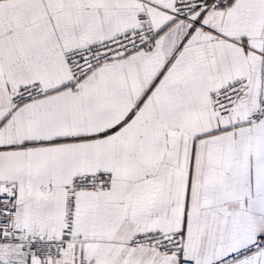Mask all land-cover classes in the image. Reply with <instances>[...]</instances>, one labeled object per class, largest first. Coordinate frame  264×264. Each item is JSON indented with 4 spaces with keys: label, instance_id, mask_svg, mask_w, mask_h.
<instances>
[{
    "label": "snow or ice",
    "instance_id": "1",
    "mask_svg": "<svg viewBox=\"0 0 264 264\" xmlns=\"http://www.w3.org/2000/svg\"><path fill=\"white\" fill-rule=\"evenodd\" d=\"M0 264H264V0H0Z\"/></svg>",
    "mask_w": 264,
    "mask_h": 264
}]
</instances>
